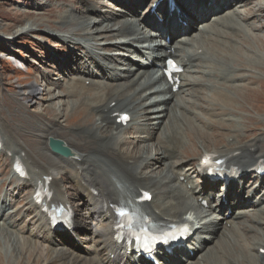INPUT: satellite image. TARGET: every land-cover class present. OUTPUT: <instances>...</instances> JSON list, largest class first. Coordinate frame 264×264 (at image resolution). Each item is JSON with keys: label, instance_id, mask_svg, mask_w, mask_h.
<instances>
[{"label": "bare ground", "instance_id": "1", "mask_svg": "<svg viewBox=\"0 0 264 264\" xmlns=\"http://www.w3.org/2000/svg\"><path fill=\"white\" fill-rule=\"evenodd\" d=\"M251 1L242 0L239 3L243 2L242 7L245 8ZM37 5L45 4L41 2ZM98 5L100 3H92L86 8L71 5L67 10L57 7L54 11L59 13L56 19L59 29H51L50 23H44L49 31L43 32L36 22L30 21L15 32V37L33 35L36 40H41V34H36L37 31L43 32L42 35L49 40H55L56 36L58 41L52 42L51 47L66 49L62 51L64 56L57 61V65L73 76L62 91H52L47 96L33 85L17 89L11 101L16 104L29 101L31 105L27 106L35 113L32 117L28 114L31 110H20V115H27L21 126L12 125L0 116V163L5 174L0 185V193L3 192L0 196V251H4L2 255L5 258L2 257V261L11 260L10 264H15L13 261L16 259L17 264H24V259L19 257L22 253L30 252L42 264H142L127 247L113 244L112 227L113 205L120 202L135 204L141 192L145 191L152 195V199L136 207L155 225L167 227L182 222L189 223L191 227L198 225L185 241L186 249L176 250L170 258L158 253L162 264H181L176 255L183 256L185 264H214L208 262L207 256L201 255L208 247L204 245L206 238H213L214 235V239L221 242L214 250H208L207 254L211 257L224 255V243L239 245L237 242L240 240L250 251H255V254L243 255L241 260L247 263L252 258L264 264V256L260 255L264 250V239H244L240 234V231H254L257 234L260 230L238 222L247 213L258 211L259 215L250 218L249 222L259 226L264 224V193L258 197L255 188L250 198L240 200L237 213H231L226 218L231 207L224 206L223 202L221 204L220 199H210L215 189L209 183L204 181L199 188L191 186L192 179H197V184L201 183L198 166L207 153L222 160L223 165L239 171V182L258 162H264V151H260L264 134L253 136L259 130L257 124L248 126L243 119L238 123L243 129L232 124L227 127V134L213 131L210 136L205 132L198 133L200 129L195 127L196 124L205 125L201 114L195 109L200 100H204L211 111L215 109L224 113L214 118L226 122L230 120L226 104L234 99L229 96L231 92L224 87L225 83L239 84L244 79L252 84H264L254 73L255 70L249 67H257L256 70L264 74V58L249 46L253 41L259 43L262 38L258 45L264 50V34H254L256 30H264V5L255 4L254 11L246 7L247 16L239 18L234 17L236 12L233 10L224 11L213 21L218 29L212 28L207 36L182 38L166 47L162 42L169 35L168 32L157 31L152 36L147 33L149 29L146 27H150V20H153L147 12L132 10V18L127 19L125 15L102 11ZM112 9L118 10L115 7ZM210 9L223 10L215 3ZM49 12L52 13V10ZM199 15L206 18L202 13ZM259 18H263V21L257 24ZM201 26L207 28L209 24L201 23ZM225 31H232V34ZM212 36L234 43L237 38L240 39V46L248 51L243 56L238 51L235 53L245 60L239 62L243 68L234 64L238 63L235 49L226 47L233 56L225 55L223 49L216 47L217 40ZM250 52L254 53L253 61L247 57ZM167 57L173 58L183 68L178 75L181 81L176 92L173 90L174 84L163 75ZM46 59L53 61L51 55ZM196 68L200 71H196ZM238 70L251 74L247 73L248 78H236L233 73ZM185 73H201L216 78L223 85L213 81L204 82L203 85L212 90L213 95L198 98L190 93V100L178 105L189 115L193 131L188 130L184 116L176 111L172 112V117L180 128L173 127L171 123L168 130L167 126L163 128L169 123L168 103H175L173 98L184 92V86L194 84L187 77L181 79ZM42 80L39 78L41 83L48 81ZM240 87L243 85L234 89ZM214 96L221 99L217 100ZM252 107L257 111L254 105ZM117 114L130 116L126 127L117 122ZM77 116H81L78 125L75 122L68 124L70 119ZM165 119L167 121L163 123ZM246 120L252 124L256 122ZM213 126L218 129L221 123ZM132 134L138 143H130L133 149L129 151L125 145ZM194 135L202 139L201 144L207 143L206 148H194ZM30 138L35 141L31 142ZM49 138L62 141L73 156L63 158L54 155L48 147ZM15 160L25 164L27 179H20L12 171ZM158 165L162 166V170L156 171ZM250 178L255 183L261 180L254 179V175ZM65 180L69 183V191L63 185ZM48 181L51 196L47 206L61 205L72 209L76 225L72 231L51 230L46 212H40V207L35 203L36 187ZM233 187L239 188L237 185L227 187L225 195L228 203H232ZM15 191L21 201L14 204L16 211L13 215H7L12 202L16 201ZM18 212L19 216L14 219ZM89 238L92 244L88 247H77L72 242L77 239L81 245ZM19 239H22V244ZM7 248L12 250L11 254H15H9L10 259L6 254ZM188 251L193 252L192 257H189ZM199 254V261L194 262L192 258ZM224 256L226 264H243L234 253Z\"/></svg>", "mask_w": 264, "mask_h": 264}, {"label": "rangeland", "instance_id": "2", "mask_svg": "<svg viewBox=\"0 0 264 264\" xmlns=\"http://www.w3.org/2000/svg\"><path fill=\"white\" fill-rule=\"evenodd\" d=\"M152 0H0V116L8 120L10 124L12 125H17L21 126L22 121H24V118L27 117V115H20V110L26 111V110H31L28 108L27 105H31L29 101L21 102L19 104L13 103L11 101V98L13 97L12 95L16 92L17 89L22 90L23 87H26L28 85H33V87L38 90L40 89V93L43 95H46L52 91L55 92H60L62 91L68 84H69V79L73 75H69L68 71L64 68L61 69L57 65V61L61 60L63 55V50H66L65 48L59 49V47H51L52 42L58 41L55 36V40H49L47 37L42 35L44 31H49V28L44 25V23H50L51 29H59L57 26L56 19L59 15V13L55 12L54 10L57 7H60V10L65 9L67 10L69 6L73 5L74 7L78 8H86L90 4H97L100 3V8L102 11H106L108 13H117L120 15H125L127 16V19L132 18V13L133 11H138L141 13H146L147 12V7L149 6V3ZM181 3L180 7L182 10H184L187 14V17L191 20L193 19V13L196 11V8L199 5L200 0H180ZM230 2L231 6L230 9L235 11L234 17L239 18V16H247L246 14V7L251 8V10L254 11V5H264V0H252L250 2V5H248L244 8L243 2L238 5L236 1L233 2V0H227ZM43 2L45 5L44 6H38L37 4H40ZM95 2V3H94ZM205 2V1H204ZM217 3L222 4L220 0H216ZM115 7L118 9L117 11L113 10L112 8ZM209 6H206L203 4L201 7L197 8V11H204L206 12L207 8ZM49 10H52V13L49 12ZM133 10V11H132ZM222 12H208V16L206 18V22L209 24L208 28L204 30L201 29L202 26H197L199 25V22H194V23H187L188 25H191V28L189 30V26L185 24L184 30L178 31L176 33H173V39L169 41L171 44L174 43L176 40H179L181 38H188L193 35H204L207 36L210 33V30L212 28L218 29L216 26H214V19L221 15ZM52 14V15H51ZM207 15V14H206ZM264 15V12H263ZM30 21H33L34 23L36 22L38 24V28L40 31L43 32H38L36 34H41L39 38L41 40H36L33 38V35H25V36H19L15 37V32L19 30V28L24 27L27 23ZM254 21V20H252ZM263 18L257 19L256 23L258 24L259 22H262ZM35 23V24H36ZM245 23H243L244 25ZM197 27V28H196ZM256 30V29H255ZM228 34H232V31H225ZM255 35H262L264 34V30L254 31ZM13 35V37H11ZM38 36V35H36ZM195 37V36H193ZM263 37V36H262ZM213 39L217 40L216 47H220L221 49L224 50L225 55L233 56L231 55L230 49H235L234 50V55L238 51V54L240 56H243L246 51L244 48L240 46L241 41L239 38H237L236 43L230 42L227 39H220V38H215L212 36ZM48 40V42H46ZM123 39H120V41ZM262 41V38L259 40V43L256 41H253L252 44H249L251 50H253L256 54L259 56H262L264 58V50L260 48L258 44H260ZM222 42V43H220ZM164 44V43H163ZM59 45H62L59 42ZM222 45V46H221ZM224 45V46H223ZM228 47L230 48L229 51L226 50L225 48ZM219 48V49H220ZM249 50V49H248ZM250 51V50H249ZM52 56L53 61H50L46 59V56ZM59 55V56H58ZM247 57L251 59L252 61L254 60L255 56L253 52H250L247 54ZM235 58L238 60V63H234L238 68H243V66L239 62L245 61L242 58H238L235 55ZM136 59V58H135ZM200 66V63H196ZM197 65V66H198ZM119 67H123L122 65ZM249 67H252L257 75L258 78L264 81V74L257 71V67H253L249 65ZM196 71H200V69H195ZM246 71H236L234 75L237 76V78H244L247 76ZM251 74V73H250ZM185 76L189 77L194 84H189L188 86H184L182 88L183 93L181 92L178 97L173 98V101L175 103H168V110H167V116L169 117V123H166L167 119L163 121V123H166L163 128L167 126V129L171 127V123L173 127H178L177 122L175 118L172 117V112L176 111V113H181L184 117L183 120L185 121V125L187 124L188 130L193 131L194 127L189 122L188 119L189 115L186 114L185 111L181 108V105L184 102L187 103L188 100H190V96L188 94L193 93L196 94L198 98H202L204 96H210L213 95V91L206 88L203 84L204 82L207 81H213L218 83L220 86H222V82H218L216 78H210L207 76L202 75L201 73H190V74H184ZM249 76V75H248ZM39 78L48 79V81H44V83H41L39 81ZM60 79V80H59ZM49 84V85H46ZM88 85V82L86 83ZM243 85V87H240L239 89H234L236 86ZM227 90L231 92L229 96L233 97V101L227 102V108H229L228 113H229V119L227 120L228 122L222 120L221 118H214L216 115L224 114V113H219V110L216 111L215 109L211 111L212 109L208 108V104L204 100H200L201 103L198 102V106L196 111L201 114V118L203 119L205 125H195V127L199 130L198 133L205 132L210 136V133L215 131V133L219 134H227L228 133V128L232 124L238 127L240 130L241 128L243 129L242 125H239L240 120L244 119V122L251 127H254V124L258 125L259 130L254 134L253 136H260L264 134V84H252L249 83L248 80L241 79V82L236 83V84H228L225 83L224 86ZM54 88L56 90H54ZM241 90V92H240ZM247 93H246V92ZM236 92V93H235ZM45 93V94H44ZM247 96V98H246ZM218 97V96H217ZM214 96L215 99L219 100L221 98H217ZM246 98V99H245ZM254 105L257 108V111H254L255 109L252 107ZM171 112L170 114L168 112ZM226 113V112H225ZM20 116H19V115ZM30 116L34 117L35 113L31 110V112L28 113ZM211 114V116H210ZM69 113H67V116ZM45 118H48L46 116ZM173 118V119H172ZM81 116H77L76 118L73 117V119H70L68 121V124L71 122H75L76 125L80 122ZM246 119H253L256 122L249 123V120ZM219 120V121H217ZM215 121V122H214ZM224 121V122H222ZM221 123V127L217 129V127H214L213 125H219L217 123ZM200 127V128H199ZM205 127V128H204ZM209 127V128H208ZM214 127V128H213ZM214 129V130H213ZM184 139L186 140V133L184 134ZM213 136V135H211ZM252 136V137H253ZM77 138V137H73ZM194 142L196 144V147L194 148L201 150L203 148H206L207 143H203L202 139H199L198 136L194 135ZM31 142H34V138H30ZM184 140V141H185ZM136 141L138 143V140H134V134H132V137L127 141L125 147L127 150L132 151V146L130 143H133ZM188 144V142H187ZM186 144V146H187ZM260 151H264V144L260 147ZM158 158V157H157ZM191 163L192 161H188ZM2 164L0 163V185L2 183V180L5 177V174L2 173L3 171ZM162 170V166L158 165V168H156V171ZM191 183L193 186L198 185L197 180L192 179ZM254 185V188L252 186ZM259 184V183H258ZM258 184H255V180L251 181L250 183L243 184L241 188H239L238 193H235L231 195V202L229 205L231 206V212L226 213V218H228L231 213H237V205L240 203V200H245L247 198H250L252 195V192L255 188L256 194L258 197H260L264 193V181H262L257 187ZM63 185L67 187V190L69 191V183L68 181H63ZM236 189V188H235ZM234 191V190H233ZM3 195V192L0 193V196ZM14 196L16 201L12 202L11 209L7 211V215H13L12 213L16 211V207L14 204L18 201H21L20 198H18V193L17 191L14 192ZM9 204V202H8ZM9 208V206H7ZM11 213V214H10ZM222 213V212H221ZM259 215L258 211L255 212H250L247 213V215H244L241 219L238 220L239 224H246L248 226H254L258 228L260 231L259 233L256 234L254 231H246L242 232L240 231V234L245 237L244 239H249V238H254V239H264V224L262 226L259 225H254L249 222L250 218H253V216ZM19 216V212L13 217L14 219ZM264 217V215H263ZM22 218V215L20 216ZM23 220H25L23 218ZM237 224V225H239ZM236 225V226H237ZM229 227V225H227ZM237 228V227H235ZM215 237V235H214ZM213 238L207 237L206 238V243L204 245L208 246L204 252L201 253L207 256L208 262H215L214 264H226L225 262V256L224 255H234L238 257L239 261L243 262V264H262L261 261L254 260L252 258H249L247 260V263L242 261V256L247 255L248 253L250 254H255V251L252 252L247 248V245L244 244V242H240L238 240L237 244L239 245H232L229 243H224L222 245L223 248V254L220 255L219 257H211L210 254H207L208 250H214L216 247L220 245L221 240H215ZM215 240V241H214ZM20 244H22V239H19ZM72 242L77 246V247H88L92 244V239L89 238V241L87 240L83 244H79L77 239H73ZM21 246V245H20ZM5 247V246H4ZM22 247V246H21ZM233 251V252H232ZM2 252L0 251V264H10L11 260H8L7 262L2 261ZM7 252V253H6ZM6 254L8 258L10 259V255H15L11 254L12 250L6 249ZM230 253V254H229ZM10 254V255H9ZM29 254V255H28ZM207 254V255H206ZM32 255V256H31ZM261 256H264V251L260 253ZM35 255L33 253H22L20 258H23L25 263L24 264H42L41 261H37L36 258H34ZM199 255L194 257L192 260L194 262L199 261ZM220 259L217 261V259ZM5 260V258L3 257ZM185 260V259H184ZM16 259L13 261V263L17 264ZM217 261V262H216ZM21 263V261L19 262ZM49 264V263H47ZM57 264V263H56ZM62 264V263H58ZM71 264H81V263H71Z\"/></svg>", "mask_w": 264, "mask_h": 264}, {"label": "water", "instance_id": "3", "mask_svg": "<svg viewBox=\"0 0 264 264\" xmlns=\"http://www.w3.org/2000/svg\"><path fill=\"white\" fill-rule=\"evenodd\" d=\"M48 147L54 155H57L63 158H69L73 156L72 151L69 148H67L66 145L62 141L49 138Z\"/></svg>", "mask_w": 264, "mask_h": 264}, {"label": "snow or ice", "instance_id": "4", "mask_svg": "<svg viewBox=\"0 0 264 264\" xmlns=\"http://www.w3.org/2000/svg\"><path fill=\"white\" fill-rule=\"evenodd\" d=\"M120 119L121 120H126L127 119V117L126 116H122V117H120ZM145 195V198H150L149 196H148V194L147 193H145L144 194ZM121 216H127L128 215V213L127 212H125V211H120V213H119ZM152 239L153 240H155L156 239V237H152Z\"/></svg>", "mask_w": 264, "mask_h": 264}]
</instances>
